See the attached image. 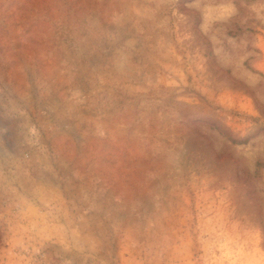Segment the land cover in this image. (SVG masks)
<instances>
[{
    "label": "rangeland",
    "instance_id": "1",
    "mask_svg": "<svg viewBox=\"0 0 264 264\" xmlns=\"http://www.w3.org/2000/svg\"><path fill=\"white\" fill-rule=\"evenodd\" d=\"M0 264H264V0H0Z\"/></svg>",
    "mask_w": 264,
    "mask_h": 264
}]
</instances>
